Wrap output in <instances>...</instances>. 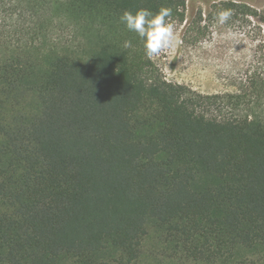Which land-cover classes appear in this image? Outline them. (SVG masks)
Segmentation results:
<instances>
[{
	"label": "trees",
	"instance_id": "16d2710c",
	"mask_svg": "<svg viewBox=\"0 0 264 264\" xmlns=\"http://www.w3.org/2000/svg\"><path fill=\"white\" fill-rule=\"evenodd\" d=\"M181 6L0 0V264H264V120L168 82L119 23ZM63 13L100 24L87 57L57 51Z\"/></svg>",
	"mask_w": 264,
	"mask_h": 264
},
{
	"label": "rangeland",
	"instance_id": "374dc122",
	"mask_svg": "<svg viewBox=\"0 0 264 264\" xmlns=\"http://www.w3.org/2000/svg\"><path fill=\"white\" fill-rule=\"evenodd\" d=\"M185 0L167 22L178 35L175 48L151 60L162 76L203 95L238 96L221 104L223 115L256 116L264 120V0ZM226 8L233 16L219 25L214 14ZM63 13L55 33L57 51L85 58L98 45L100 24L77 13ZM223 102V101H222ZM225 102V101H224ZM155 244H147L149 253ZM147 264H152L148 259Z\"/></svg>",
	"mask_w": 264,
	"mask_h": 264
},
{
	"label": "clouds",
	"instance_id": "9594fccd",
	"mask_svg": "<svg viewBox=\"0 0 264 264\" xmlns=\"http://www.w3.org/2000/svg\"><path fill=\"white\" fill-rule=\"evenodd\" d=\"M171 15L172 9L168 7H161L158 12L148 8H141L135 13L125 10L119 17V23L138 35L145 56L152 59L177 46L178 35L174 25L167 22ZM232 16V9H221L214 14V19L219 25H224ZM123 47H131V42L125 41Z\"/></svg>",
	"mask_w": 264,
	"mask_h": 264
}]
</instances>
